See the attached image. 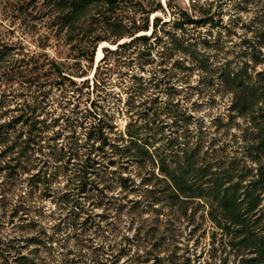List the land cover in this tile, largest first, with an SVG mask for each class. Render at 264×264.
I'll return each instance as SVG.
<instances>
[{
    "label": "rangeland",
    "instance_id": "obj_1",
    "mask_svg": "<svg viewBox=\"0 0 264 264\" xmlns=\"http://www.w3.org/2000/svg\"><path fill=\"white\" fill-rule=\"evenodd\" d=\"M0 264H264V0H0Z\"/></svg>",
    "mask_w": 264,
    "mask_h": 264
},
{
    "label": "bare ground",
    "instance_id": "obj_2",
    "mask_svg": "<svg viewBox=\"0 0 264 264\" xmlns=\"http://www.w3.org/2000/svg\"><path fill=\"white\" fill-rule=\"evenodd\" d=\"M154 16H156L155 13H154ZM146 33H149V31H146ZM105 46H111V47H113V48L116 47L114 44H109V43L106 42V41L101 42L100 47H99V49H98V53H97V62H100L102 56H104L103 48H104Z\"/></svg>",
    "mask_w": 264,
    "mask_h": 264
},
{
    "label": "trees",
    "instance_id": "obj_3",
    "mask_svg": "<svg viewBox=\"0 0 264 264\" xmlns=\"http://www.w3.org/2000/svg\"><path fill=\"white\" fill-rule=\"evenodd\" d=\"M149 30V29H148ZM147 30V31H148ZM152 33V32H151ZM144 36V38H145V36L146 35H143ZM140 37H142V36H136V37H134V38H132V40H131V42H133L134 40H136V39H138V38H140ZM126 43H120V44H118V47H121V46H123V45H125ZM106 48V51H109V49H107V47H105ZM104 58V57H103ZM99 66V65H98Z\"/></svg>",
    "mask_w": 264,
    "mask_h": 264
}]
</instances>
